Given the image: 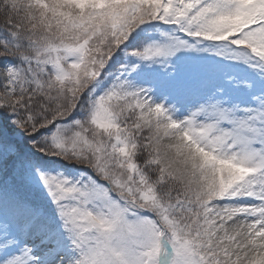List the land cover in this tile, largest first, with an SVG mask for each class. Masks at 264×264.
<instances>
[{"label": "snow or ice", "instance_id": "6c2138e0", "mask_svg": "<svg viewBox=\"0 0 264 264\" xmlns=\"http://www.w3.org/2000/svg\"><path fill=\"white\" fill-rule=\"evenodd\" d=\"M0 264H264V0H0Z\"/></svg>", "mask_w": 264, "mask_h": 264}]
</instances>
